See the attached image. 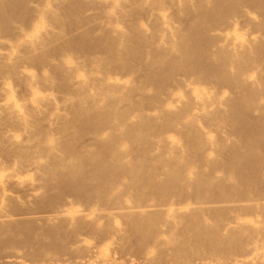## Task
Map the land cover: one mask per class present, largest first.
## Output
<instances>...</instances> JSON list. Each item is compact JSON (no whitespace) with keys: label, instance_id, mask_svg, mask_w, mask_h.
Masks as SVG:
<instances>
[{"label":"bare ground","instance_id":"6f19581e","mask_svg":"<svg viewBox=\"0 0 264 264\" xmlns=\"http://www.w3.org/2000/svg\"><path fill=\"white\" fill-rule=\"evenodd\" d=\"M258 34L263 40L255 41ZM0 49V119L28 127L49 114V125L73 131L44 139L47 151L63 153L47 156L40 169L47 195L70 190L103 200L123 180L136 192L106 207L46 214L89 220L90 228L121 221L92 253L115 254L116 244L133 239L146 253L176 238L185 245L171 230L179 221L192 233L189 242L239 241L242 222L257 216L252 210L264 216L257 145L264 144V0H0ZM33 71L36 83L18 82L29 93L22 112L6 85ZM219 124L237 139L221 164L209 159L202 131ZM181 134L188 156L174 144ZM3 139L20 149L11 136ZM149 143L164 146L159 173L155 164L138 171L140 146ZM131 151L139 157L124 168ZM219 214L231 216L224 235L207 226ZM227 264H264V253Z\"/></svg>","mask_w":264,"mask_h":264},{"label":"rangeland","instance_id":"374dc122","mask_svg":"<svg viewBox=\"0 0 264 264\" xmlns=\"http://www.w3.org/2000/svg\"><path fill=\"white\" fill-rule=\"evenodd\" d=\"M242 36L245 37L243 34ZM254 39L255 41L263 40L260 34ZM138 61L141 62V60ZM83 70L85 68L80 69L81 72ZM34 73H30L28 79H21L16 83L9 82L6 85L11 95L10 100L14 101L22 112V104L29 95L22 83H36L39 79L36 72ZM171 85L167 84L166 87ZM54 95L58 96L57 93ZM260 115L264 116V113ZM32 120L34 123H29V126L25 127L20 123H10L0 119V264H94L109 260L114 264L132 262L137 264L146 262L147 264H227L232 259L241 262L248 258H255L257 252L264 253V216L260 215L256 209L252 210V214L257 215L256 217L242 222L244 229L239 232V241L215 244V246L210 239L192 243L189 242L192 240L189 239L192 233L184 228L185 223L179 221L173 224L171 230L173 236L186 238L185 245H180L181 240L176 238L167 245H156L146 253L145 247L133 239L129 244H116V253H112L113 255L104 249L98 250L95 254L92 253L93 247H98V243L113 235H109L111 232H117L121 221L105 219L93 224L90 228L89 220H71L68 214L51 220L45 217L46 214L70 205H74L76 211L87 207L92 209L98 205L106 207L114 205L118 196L123 197V202H126V197L133 196L136 192L128 189L129 181L123 180L117 185L119 189L117 190L116 187L108 195L110 198L103 200L92 192L79 195L70 190H52L47 195V191L43 188L45 177L40 169L44 168L47 156L50 154L63 156V153L47 151L44 139L48 137L62 140L68 138L73 131L72 129L67 131L59 123L49 125L51 120L49 114L34 116ZM204 126L202 131L205 141L208 142L209 159L213 162L217 161V164L224 163L229 159L231 145L236 143L237 139L230 127H224L221 124L219 127L205 128ZM181 135L183 139L175 140L174 144L181 149L183 155L188 156L187 147H183L187 145V142L184 135ZM8 136L13 138V142L17 141L15 144H18L20 149L15 145L8 146L7 143H1L3 138ZM257 145L264 154V144ZM163 147L159 149L155 146L154 149L150 143L146 147L140 146L144 162L138 171L145 172L144 170H149L152 164H155L159 173V159ZM233 147L238 148L239 144ZM138 157L139 154L131 151L129 163H124L123 167L130 168L136 163ZM143 172L139 175L144 176ZM217 173L219 177H225L222 174L223 170H218ZM61 186L64 189V185ZM236 188L240 189V187H233V189ZM259 190L264 193V185H260ZM30 193L33 196H29ZM45 193L46 196H43ZM230 218L228 214H219L218 217L210 220L207 226L216 227L218 234L224 235L227 232L224 228ZM124 236L121 235L120 238L117 236L118 241ZM78 237L83 240L77 242ZM253 244L257 251L253 250Z\"/></svg>","mask_w":264,"mask_h":264}]
</instances>
